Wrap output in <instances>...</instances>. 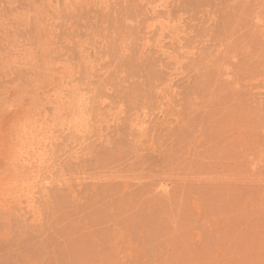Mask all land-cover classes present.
Segmentation results:
<instances>
[{"label": "rangeland", "instance_id": "rangeland-1", "mask_svg": "<svg viewBox=\"0 0 264 264\" xmlns=\"http://www.w3.org/2000/svg\"><path fill=\"white\" fill-rule=\"evenodd\" d=\"M150 36L156 95L146 62L134 63ZM51 49H69L53 73L100 69L58 87L71 117L77 105L95 109V129L75 138L86 167L123 181L155 166L158 199L111 205L102 193L57 191L49 206L0 208V264H264V0H0V96L10 111L33 105L40 88L24 78L27 60ZM144 96L153 107L142 111L143 134L133 117ZM47 116L34 115L36 125ZM136 137L155 141L157 160L146 154L125 169Z\"/></svg>", "mask_w": 264, "mask_h": 264}, {"label": "bare ground", "instance_id": "bare-ground-1", "mask_svg": "<svg viewBox=\"0 0 264 264\" xmlns=\"http://www.w3.org/2000/svg\"><path fill=\"white\" fill-rule=\"evenodd\" d=\"M148 39H150L148 41L149 43H145L141 45L142 47H139L140 49L138 48L140 52V55L138 57L137 55L133 56L132 54L134 58L137 57L135 58L137 62L134 61L135 59H133V57L132 59L134 63L141 62L142 65L146 62L144 66L145 65L147 66L146 68L150 71L149 73H151L152 75L151 76L152 79L151 80L149 79V82H151L149 90L153 88V92H154L153 94L156 95L155 93L158 88L156 83L158 70L156 68L159 65V63L158 65L156 63L158 62L159 52H158V46L155 43H151V36L148 37L147 40ZM51 50H52V55H51L52 57H47L45 55L47 53L51 54L49 50L47 51V53L46 52L44 53L45 57L44 58L42 57L43 59L39 60L38 58L41 55L43 56V54L38 55L37 59H35L37 54L33 53L34 56L35 55L36 56L33 58V56L30 55L27 60L28 62H31L32 60L30 59V57L34 59L31 63L27 64L25 60L24 66L25 64H27L29 65V68L24 72V69L27 68L26 65L23 69L24 73L21 72V74L23 73L25 75L24 78H26V80H29V82L31 81V83H33L35 87L40 88V91L37 93L36 97L33 98V105L31 107H29L19 116L12 110L10 111L8 107L4 106L2 97L0 96V208L49 206L51 204H54V202L56 201V199L53 198V194L54 192L57 191L72 192L73 195L74 192L76 191L94 192L96 194L102 193L103 199L101 197L100 199L103 201V203H108L111 205L116 203H119V205H121V203H123L124 205L135 204L136 206L153 205L158 199L157 197L159 191L158 190L159 183L156 177V173L153 170L155 169V166L152 168L151 172L149 168L145 167L146 164L145 166L143 164L140 170L136 167L138 166L140 167L139 161L144 160L146 154H150V158H152L154 163L156 162L158 150L156 144L154 143L155 141L154 142L152 141V143L149 144V140L147 141L146 137L145 139L143 138V140H141L142 138L137 139L136 137V139L133 142V139H131L133 136L132 137L130 136L131 137L130 140H132V142L130 141V143H132L133 145H131L132 147L130 146V148L127 150L129 151L131 149L132 151L130 150L131 152L129 151V154H127L126 152L128 156L125 154L126 155L125 163L128 162V164L125 166V169L127 166L129 167L130 165L129 162L131 163V166L136 165L135 163H137L138 166L136 165L135 167L136 171L131 175L132 177L130 176L131 178L127 175L129 174L128 171H127L128 173L126 172L127 174H124L129 177L128 180H127L128 177L126 176H125L126 179L123 180L125 178V177L123 178L124 175L122 176L123 181L116 180L118 179V177L121 178L120 177L121 175L115 177V175L119 174V172L115 175L113 174L114 172L110 174L109 171H108L109 173L107 172L108 174H106L105 172H103L102 174L101 172L99 173L98 170V173L96 172L94 174L92 170H89L86 167V160L85 159L83 160L81 158L82 155H79L80 150L79 151L76 150L77 144L75 142V138L80 137L81 139V137L85 136L94 126H96L97 122H95V119L93 117L95 109L92 107L91 104L88 107L77 105L74 108V111H76L75 113H77L76 114L77 116L71 117L69 112L70 110H68V103L70 100H72V98L61 95L58 87L64 86L68 84L70 81L73 82L77 80L79 81L83 80L84 82L88 81L90 77L98 75L100 69L92 68L93 66L91 67L90 65H87L85 62H83V64L85 65L82 64L81 66H74V65H70L71 64L70 62H69L70 64H67L68 62L67 63L64 62L65 64H67L63 68L64 70L58 74L53 73L52 65L55 64L54 61L60 60L58 59L60 55H58V57L56 55L58 53L60 54V52L62 53L63 50L62 49H61L62 51L61 50L58 51V49H56L57 51L54 50V52H56L55 53L56 55H54L53 49ZM68 50L69 49H66L65 50L66 52L64 51V53H67ZM64 53H62L61 56L64 55L66 56L68 54V53L67 54ZM124 56H123L124 58L128 57V56L126 57L125 54ZM142 71H144V69ZM19 75L20 73L17 75L18 78L15 80L16 83L20 80ZM137 82L140 84V86H143L142 88H144V85L140 83V80ZM19 83H17L18 87H20L21 85V83L20 84ZM22 83L24 82L22 81ZM3 85L4 84H2V87L4 88L5 85L4 86ZM124 89L122 90L124 91ZM51 91H55L56 94L59 95L57 100H52ZM135 93L133 94L136 96L139 92H137L136 94ZM142 94L143 93H141V95ZM146 94H148V92ZM138 97H137V105L135 104L136 106H134V110H136L134 114L138 118L133 117L131 115L130 116L136 118L138 124H140V126H138L139 127L138 131L141 130V132L144 134L146 128L145 127L142 128V126L146 124L145 123L146 119L141 121L142 120L141 117L143 116L142 111L149 106L150 100L145 101V98L147 97L144 96V101L141 102V99L138 100ZM154 99L151 101H156ZM147 101H149L148 105H147ZM104 102L105 101H103V103ZM154 104L157 105L156 102ZM45 112L47 113L48 116L39 127L38 125H36L38 120L34 118V115H39ZM126 113L127 112H125V114ZM49 118L51 119L50 122L48 123ZM53 119L55 121H59V124L54 125ZM125 124L126 123H124V125ZM107 128L109 129V126ZM133 131L134 129L131 132ZM138 131L136 134L137 136L138 134L141 135L140 132ZM146 134L148 135L147 131ZM72 143H74V145ZM128 143H129V139H128ZM121 158L124 159V157ZM147 158H149V155L147 156ZM120 160L116 162H120ZM97 168H99V166ZM139 171L140 173H138ZM111 195H114L113 197L115 199H112L113 197L111 198L110 197ZM68 203L72 204L77 202H75L74 200H70Z\"/></svg>", "mask_w": 264, "mask_h": 264}]
</instances>
